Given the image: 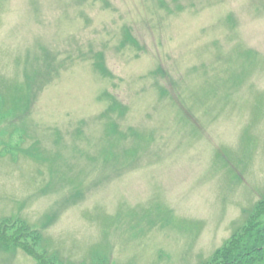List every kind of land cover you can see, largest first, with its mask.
Masks as SVG:
<instances>
[{
  "label": "rangeland",
  "instance_id": "1",
  "mask_svg": "<svg viewBox=\"0 0 264 264\" xmlns=\"http://www.w3.org/2000/svg\"><path fill=\"white\" fill-rule=\"evenodd\" d=\"M263 198L264 0H0L9 233L55 264H203Z\"/></svg>",
  "mask_w": 264,
  "mask_h": 264
},
{
  "label": "trees",
  "instance_id": "2",
  "mask_svg": "<svg viewBox=\"0 0 264 264\" xmlns=\"http://www.w3.org/2000/svg\"><path fill=\"white\" fill-rule=\"evenodd\" d=\"M1 223V244L19 245L39 264H55L57 259L54 256L36 250L41 236L37 230L19 221L17 229L9 233L7 222ZM23 237L27 240L22 241L20 238ZM203 264H264V198L251 211L244 224Z\"/></svg>",
  "mask_w": 264,
  "mask_h": 264
}]
</instances>
